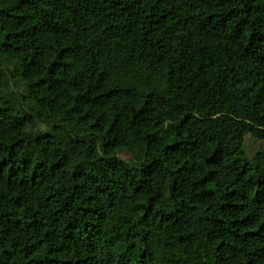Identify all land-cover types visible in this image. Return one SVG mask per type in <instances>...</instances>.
<instances>
[{
  "label": "trees",
  "instance_id": "obj_1",
  "mask_svg": "<svg viewBox=\"0 0 264 264\" xmlns=\"http://www.w3.org/2000/svg\"><path fill=\"white\" fill-rule=\"evenodd\" d=\"M247 135L264 0H0V264H264Z\"/></svg>",
  "mask_w": 264,
  "mask_h": 264
},
{
  "label": "rangeland",
  "instance_id": "obj_2",
  "mask_svg": "<svg viewBox=\"0 0 264 264\" xmlns=\"http://www.w3.org/2000/svg\"><path fill=\"white\" fill-rule=\"evenodd\" d=\"M244 150L247 156H251L259 150H264V143L258 140H255L250 135H247L244 138ZM119 157L123 160L131 159V155L128 152L120 153Z\"/></svg>",
  "mask_w": 264,
  "mask_h": 264
}]
</instances>
